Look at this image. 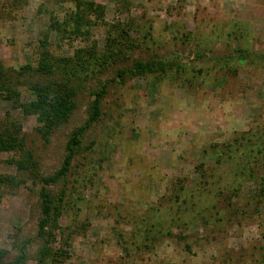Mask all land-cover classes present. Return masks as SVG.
<instances>
[{
    "label": "rangeland",
    "instance_id": "rangeland-1",
    "mask_svg": "<svg viewBox=\"0 0 264 264\" xmlns=\"http://www.w3.org/2000/svg\"><path fill=\"white\" fill-rule=\"evenodd\" d=\"M43 53L76 88L66 120L21 107ZM154 58L182 69L117 77ZM0 82V137L19 126L35 163L0 152V264H264V0H0ZM42 191L63 194L53 239Z\"/></svg>",
    "mask_w": 264,
    "mask_h": 264
},
{
    "label": "trees",
    "instance_id": "trees-1",
    "mask_svg": "<svg viewBox=\"0 0 264 264\" xmlns=\"http://www.w3.org/2000/svg\"><path fill=\"white\" fill-rule=\"evenodd\" d=\"M83 15V10L79 8V17ZM78 30V28H77ZM71 60L69 59V64ZM175 69L179 71L181 66L174 60L163 58H154L147 61H135L131 68L117 71V77L123 79L129 73L135 72L140 75L165 73L168 70ZM37 72L44 74L43 81L37 82L32 86L35 93V100L22 103L24 113H37L40 121L52 120L53 117L66 120L75 107V93L76 88L70 79L54 80L53 79V63L43 53L41 54L38 63ZM1 83V82H0ZM1 85V84H0ZM106 93V87L103 85L100 89L93 92V100L90 106V114L86 123L79 128L73 130L66 142V154L62 161L60 168L54 172L53 175L42 178L41 181L48 185L56 183L64 179L70 169L71 161L75 155L76 150L80 147V138L90 124L97 121L100 115V103ZM5 134L0 137V152L18 151L21 152L22 160L18 161L17 167L21 170L30 169L35 165L32 161L31 154L24 151V140L20 135V128L13 122L9 121V126H5ZM2 182L7 181L6 178H1ZM63 193V192H62ZM63 194L57 197L58 204H54L53 198L46 191L39 194L40 199V219L38 222V235L43 238L53 239V231L58 227V212L60 202H62ZM23 249V248H22ZM51 252L46 247L41 250L40 262H43L50 256ZM24 249L11 264H21L25 258Z\"/></svg>",
    "mask_w": 264,
    "mask_h": 264
}]
</instances>
